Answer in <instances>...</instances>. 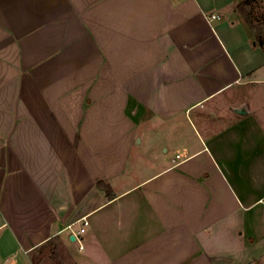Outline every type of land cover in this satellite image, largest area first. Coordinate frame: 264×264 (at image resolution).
<instances>
[{
	"label": "crops",
	"instance_id": "crops-1",
	"mask_svg": "<svg viewBox=\"0 0 264 264\" xmlns=\"http://www.w3.org/2000/svg\"><path fill=\"white\" fill-rule=\"evenodd\" d=\"M263 27L264 0H0V264H264Z\"/></svg>",
	"mask_w": 264,
	"mask_h": 264
},
{
	"label": "rangeland",
	"instance_id": "rangeland-1",
	"mask_svg": "<svg viewBox=\"0 0 264 264\" xmlns=\"http://www.w3.org/2000/svg\"><path fill=\"white\" fill-rule=\"evenodd\" d=\"M258 34L263 33L264 36V27L262 29H258L257 31ZM261 87L264 86V83L260 85ZM246 94H248V98H249V102L252 106V108H254L256 105L258 107H256L254 110L257 111L258 114H261L264 117V95L263 97L259 98V94L260 92H256L255 90L250 88V91H247ZM255 94L257 95V97H255Z\"/></svg>",
	"mask_w": 264,
	"mask_h": 264
},
{
	"label": "trees",
	"instance_id": "trees-1",
	"mask_svg": "<svg viewBox=\"0 0 264 264\" xmlns=\"http://www.w3.org/2000/svg\"><path fill=\"white\" fill-rule=\"evenodd\" d=\"M248 4H249V1H244L243 3L240 4V9L245 11V8L247 7ZM246 22L251 28H255L254 22L249 17V15H246ZM260 34L262 35V33ZM261 35H258V37L260 38V42H262V44L264 45L263 39H262L263 37ZM98 186L106 190L107 194H111L110 187L105 182L99 181Z\"/></svg>",
	"mask_w": 264,
	"mask_h": 264
},
{
	"label": "built area",
	"instance_id": "built-area-1",
	"mask_svg": "<svg viewBox=\"0 0 264 264\" xmlns=\"http://www.w3.org/2000/svg\"><path fill=\"white\" fill-rule=\"evenodd\" d=\"M217 17H219L217 14H212V15H211V18H217ZM83 221H84V227H82V228L80 229V231H78V232H76V233L72 231V233L75 235V237H76L79 241H81V240H80V236L85 232V227L89 224V222H88L87 219H83ZM69 228L71 229L72 226L70 225ZM79 248H80L81 250H83V249H84V246H83L82 244H80V247H79Z\"/></svg>",
	"mask_w": 264,
	"mask_h": 264
},
{
	"label": "water",
	"instance_id": "water-1",
	"mask_svg": "<svg viewBox=\"0 0 264 264\" xmlns=\"http://www.w3.org/2000/svg\"><path fill=\"white\" fill-rule=\"evenodd\" d=\"M237 111L241 114H245L247 112V110L245 108H239V109H237ZM72 239H74V237H72Z\"/></svg>",
	"mask_w": 264,
	"mask_h": 264
}]
</instances>
